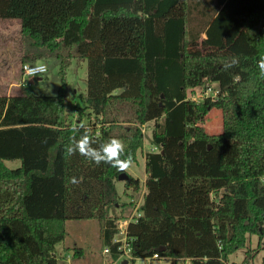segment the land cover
Returning a JSON list of instances; mask_svg holds the SVG:
<instances>
[{
    "label": "trees",
    "instance_id": "obj_1",
    "mask_svg": "<svg viewBox=\"0 0 264 264\" xmlns=\"http://www.w3.org/2000/svg\"><path fill=\"white\" fill-rule=\"evenodd\" d=\"M0 18L20 19L21 67L58 58L62 79L53 95L26 85L0 94V264H59L69 219L99 220L120 258L111 210L121 172L78 152L65 158L80 123L94 147L119 137L136 161L154 122L159 150L145 153L140 215L127 225L134 257L227 264L247 232L264 234V0H0ZM76 57L87 59V90L75 109L65 75ZM213 83L216 97L188 96ZM213 109L217 133L205 127ZM128 175L124 192L139 190Z\"/></svg>",
    "mask_w": 264,
    "mask_h": 264
},
{
    "label": "rangeland",
    "instance_id": "obj_2",
    "mask_svg": "<svg viewBox=\"0 0 264 264\" xmlns=\"http://www.w3.org/2000/svg\"><path fill=\"white\" fill-rule=\"evenodd\" d=\"M191 24H195L199 18L197 11L191 16ZM73 52V51H72ZM22 54V36L20 19L18 18H0V94H15L23 89L22 79L23 71L21 67L20 57ZM47 65V71L40 76L29 77L27 89L39 93L53 95L58 92L61 84V63L58 58H48L40 60ZM66 82L68 87V100L71 106H83L84 102L79 97L85 94L87 90V59L77 57L72 59V63L66 67ZM218 83H213L217 87ZM205 87H196L188 90V96L197 102L203 100ZM76 105V106H75ZM154 122H148L143 126L144 130V146L138 152L136 161H132L127 172L133 176L140 178L141 187L134 191L128 189L124 192L123 180H117L116 185L120 194L119 202L113 207L111 212L120 216L121 220L128 218L132 214H136L138 207L142 201L143 192L145 190L144 181L146 179L145 170V153L150 150H159L152 142V129ZM207 130L211 133L220 132L222 128L221 113L217 109H213L205 124ZM9 167H17L21 161L19 159L5 160ZM67 234L66 238L58 245V262L59 264H67L64 262L60 249L62 245L71 247L73 250L82 249L83 254L71 259L72 264H140L141 259L137 258L133 263L126 256H120L114 259L110 253H104L105 246L101 237L100 222L97 219H69L66 221ZM245 244L243 247L236 249L228 256L227 264H262L264 256V234L250 233L245 234ZM73 247V248H72ZM128 259V263L124 261ZM171 260L157 259L152 264H168ZM178 264H188V260L180 259Z\"/></svg>",
    "mask_w": 264,
    "mask_h": 264
},
{
    "label": "clouds",
    "instance_id": "obj_3",
    "mask_svg": "<svg viewBox=\"0 0 264 264\" xmlns=\"http://www.w3.org/2000/svg\"><path fill=\"white\" fill-rule=\"evenodd\" d=\"M260 76L264 78V56L258 60ZM238 64V58L233 57L229 62L224 64V68L230 69ZM47 70L46 64H37L28 69L31 77L40 76ZM83 130V131H81ZM73 133H79V137H71V143L65 146V158L70 157L77 152L86 157L88 160L96 163H106L116 168L119 172L125 173L132 164V157L126 152V145L119 137H111L106 142L93 146L96 139L92 136L91 130L83 123L72 128ZM81 180L76 177L71 178V183L79 184Z\"/></svg>",
    "mask_w": 264,
    "mask_h": 264
},
{
    "label": "built area",
    "instance_id": "obj_4",
    "mask_svg": "<svg viewBox=\"0 0 264 264\" xmlns=\"http://www.w3.org/2000/svg\"><path fill=\"white\" fill-rule=\"evenodd\" d=\"M37 64H45L44 62H34V63H25L22 67L23 71V79H22V84L23 85H28L29 80L28 78L30 75L28 74V69L37 65ZM47 71V70H46ZM45 71V72H46ZM42 72L40 75H42ZM218 85V84H217ZM219 85L217 87H214L213 84L208 85L207 87L204 88L206 96H213L216 97L219 93ZM205 97V96H204ZM138 210V209H137ZM135 215H140V212H136V214H132L128 218H125L124 220H119L118 222V233L115 235L113 241L114 242H120L118 249L121 251V256H126V258L130 259L132 262H135L137 258H140L142 261L140 264H152V261L157 260V259H162V257L159 255V253H154L152 256H144V257H134L131 251V245L129 243V239L127 237V225L130 220L134 218ZM110 248L105 246L103 248L104 253H110Z\"/></svg>",
    "mask_w": 264,
    "mask_h": 264
},
{
    "label": "crops",
    "instance_id": "obj_5",
    "mask_svg": "<svg viewBox=\"0 0 264 264\" xmlns=\"http://www.w3.org/2000/svg\"><path fill=\"white\" fill-rule=\"evenodd\" d=\"M20 26H21V22H20ZM204 36V35H203ZM77 58V57H76ZM40 62H42V61H40ZM23 77V76H22ZM144 192H145V190H144ZM144 192H143V194H144ZM142 199H143V196H142ZM66 229H67V226H66ZM66 238V237H65ZM63 241V240H62ZM62 241H60V242H62ZM60 242H58L57 244H56V255L58 256V251H59V249H58V245H60L61 243ZM105 247V246H104ZM103 247V248H104ZM73 248V247H72ZM60 249H63L64 250V253H61V255L60 256H62V258L64 259V262H66L67 264H72L71 263V259H73V257L75 258L76 256H79V255H82L83 254V252H82V249H79V250H73V249H71V247H68V246H64V245H62V247L60 248ZM189 262V261H188ZM106 264H109L108 262H106ZM110 264H112L111 262H110Z\"/></svg>",
    "mask_w": 264,
    "mask_h": 264
},
{
    "label": "water",
    "instance_id": "obj_6",
    "mask_svg": "<svg viewBox=\"0 0 264 264\" xmlns=\"http://www.w3.org/2000/svg\"><path fill=\"white\" fill-rule=\"evenodd\" d=\"M129 178V175H128V173L127 172H125V173H121L120 175H119V180H126V179H128ZM129 261H128V259H126L125 261H124V263H128Z\"/></svg>",
    "mask_w": 264,
    "mask_h": 264
}]
</instances>
